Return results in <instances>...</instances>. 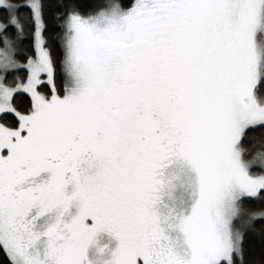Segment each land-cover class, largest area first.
Masks as SVG:
<instances>
[{"label":"snow or ice","instance_id":"obj_1","mask_svg":"<svg viewBox=\"0 0 264 264\" xmlns=\"http://www.w3.org/2000/svg\"><path fill=\"white\" fill-rule=\"evenodd\" d=\"M0 264H264V0H0Z\"/></svg>","mask_w":264,"mask_h":264}]
</instances>
